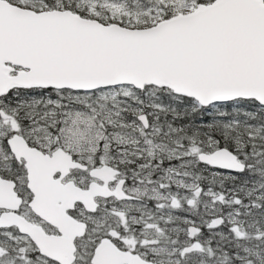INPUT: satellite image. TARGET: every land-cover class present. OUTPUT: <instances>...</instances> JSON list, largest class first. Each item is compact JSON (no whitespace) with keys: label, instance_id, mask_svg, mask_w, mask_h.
<instances>
[{"label":"snow or ice","instance_id":"1","mask_svg":"<svg viewBox=\"0 0 264 264\" xmlns=\"http://www.w3.org/2000/svg\"><path fill=\"white\" fill-rule=\"evenodd\" d=\"M0 264H264V0H0Z\"/></svg>","mask_w":264,"mask_h":264}]
</instances>
